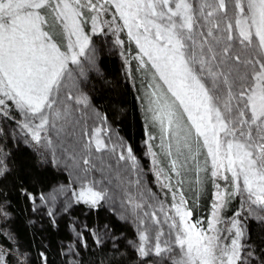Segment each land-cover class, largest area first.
Returning <instances> with one entry per match:
<instances>
[{"label": "snow or ice", "instance_id": "snow-or-ice-1", "mask_svg": "<svg viewBox=\"0 0 264 264\" xmlns=\"http://www.w3.org/2000/svg\"><path fill=\"white\" fill-rule=\"evenodd\" d=\"M110 11L113 21L118 15L135 42L140 70L151 74L147 110L162 134L175 137L171 170L179 177L187 161H198L205 150L211 178L231 183L235 188L227 193L231 197L241 191L242 177L249 198L255 197L252 204L261 208L258 220L264 223V0H0V117L22 115L21 127L37 145L45 139L42 133L59 123L66 141L63 151L83 173L77 174L80 191L74 192L75 202L98 210L112 200L107 187L88 175L98 167L93 149L108 150L100 138L105 129L84 130L80 114L88 115L92 102L81 79L83 69L74 77L69 67L80 66L79 58L86 54L90 66H96V54L86 53L90 37L84 25L91 20L95 32L99 18ZM77 125L80 139L75 138ZM118 147L122 149L118 161L134 171L138 166L132 148L122 142ZM112 152L116 153L115 147ZM167 154L173 155L170 145ZM5 176L0 159V177ZM124 202L139 220L138 241L130 243L141 264H243L241 221H232L228 229L232 238L226 245L213 226L225 203L223 193L217 192L207 232L189 223L192 212L184 209L187 202L181 194L179 204L172 205L180 217L179 226L171 225L176 229L172 243L162 241L163 232L158 230L150 235L152 226L139 215L143 210L158 225L156 213L144 210L154 205L130 194ZM253 214L255 209L249 213ZM7 215L0 200V216ZM173 243L180 249L175 256ZM5 255L0 251V264ZM246 256L253 253L247 251Z\"/></svg>", "mask_w": 264, "mask_h": 264}, {"label": "trees", "instance_id": "trees-1", "mask_svg": "<svg viewBox=\"0 0 264 264\" xmlns=\"http://www.w3.org/2000/svg\"><path fill=\"white\" fill-rule=\"evenodd\" d=\"M84 29L89 37L93 34L109 37L116 49L112 51L103 47L97 51V72L90 66L87 54L79 58L80 66L69 67L74 70V77L83 69L81 79L87 85L92 107L109 126V135L120 144L131 147L140 161V168L148 170L152 180L150 190L158 202L165 201L164 205L158 203L157 208L166 209L174 200V194L175 200H180L183 194L187 202L184 206L192 212L191 222L204 228L213 205L217 203L219 191L224 194L225 201L219 208L221 219L234 216L248 192L241 186L239 193L229 197L227 193L235 192L234 186L223 179L214 181L211 178L210 158L205 163V150L198 161H187L179 177L171 170L170 162L176 152L171 151V157L167 154L166 145L163 147L160 142V126L147 110L146 91L151 74L140 70L136 59L137 46L127 35L118 15L114 21L111 11L101 16L95 32L91 20ZM64 43L67 44L66 39ZM86 53H92V50L88 48ZM22 118V115L18 119L0 117V122H5L4 126L0 124V159L6 169V176L0 177V200L4 201L8 213L6 217L0 216V249L6 253L5 264H141V258L130 243L139 238L140 225L134 220L136 214H120L107 203L98 210L76 203L74 192L80 189L74 188V184L71 188L69 182L73 176L56 163L41 162L31 143L22 140L21 135L9 132L7 125H19V120H24ZM150 135L152 139H149ZM146 143L154 155L155 175L147 162ZM126 171V178L132 182L130 185L135 191L136 169L129 172L126 168ZM225 174L231 178L230 173ZM217 183L220 184L219 190ZM55 187L59 194L51 202L47 195ZM144 188L142 192L147 194ZM64 200L67 202L65 206L72 202L68 211H65ZM49 211L53 212L52 217L48 215ZM138 212L143 214L142 210ZM148 217L144 222L152 226L153 232L149 234L154 235L162 227L163 240L167 228L161 226L157 229ZM240 242L244 250L253 253L250 258L242 256L243 264H252L253 260L255 264H264V223L255 217L247 219Z\"/></svg>", "mask_w": 264, "mask_h": 264}, {"label": "rangeland", "instance_id": "rangeland-1", "mask_svg": "<svg viewBox=\"0 0 264 264\" xmlns=\"http://www.w3.org/2000/svg\"><path fill=\"white\" fill-rule=\"evenodd\" d=\"M114 45L115 43L112 42V39H110L109 37H106L104 35L99 36L97 34H93V36L90 37L89 50H92V53H95L97 55L98 53L97 51L103 47L114 51L116 49V46ZM93 70L96 72L98 71L96 67H94ZM95 114H97V112L95 111L93 107H91V112L88 115H85L83 113L80 114L81 116H83L84 130L91 132L93 128H97V127L105 129V131L101 132L100 138L102 140H105L106 138V144L108 145V150L104 152L96 153L95 150L93 149L92 155L98 167L94 171L90 172L88 175L90 176L91 179L100 181L101 187H105V186L107 187L109 191V195L113 197V199L109 200L107 204H110L111 208H113L114 210H116V212H119L120 214L122 213L125 215H128V214L130 215L132 213L131 209L129 208V205L124 202L126 201L127 196L129 194L135 200L137 199L139 200L141 199V197H143V199L146 200L148 204L154 205L153 207L146 206L144 210H146L149 213H153V212L156 213V218L160 221V223L158 225L155 224V227L157 229H160V227L163 226L164 228H167L166 230H168L166 231V237L163 238L162 241L167 240L170 243H172L175 239L176 229L172 228L171 225L175 223L179 226V222H180V217L176 215L175 209L172 207V205L174 203L179 204L180 200H175V201L172 200L171 205L167 206L166 209L157 208L158 203L159 204L161 203L164 205L165 201L159 200L158 202L156 200V197L150 190V186L152 184V182L150 181L152 180H150L148 176V170L140 168V161L137 159H136V162H137L138 167L136 168V176H135L136 178L134 182V184L136 185V190L135 191L133 190L134 189L132 187L133 185H130L128 182V179L126 178V175H128V172L126 171L125 165L123 164L125 162L118 161L117 159V154L122 150L120 147H118L120 143L118 141H115L114 138H111V136L109 135V131H108L109 126L105 124V121L102 122V119H101L102 117H100L99 114H98V117ZM51 119H52V114H50V120ZM21 122L22 120L20 119L18 122L19 125H12V127L7 125L9 132L13 131L14 134L19 135V136L21 135L22 138L21 137L20 138L22 140L24 139L28 141L29 143H31L35 151L38 152L41 162L52 163L51 161L53 160L57 161L56 163L57 165L62 166L66 170V172L69 173L70 176L71 175L73 176V179L71 180V182H69V184H71V188H72V184H74V188L75 186H77L78 189H80V181L77 178V174L79 173L80 175H83V173L79 172V168L74 167L75 162L72 159H69L68 154L63 151V146L66 144V141L62 139L63 133H60L58 131L59 123H57V127L55 128L49 127L47 131L42 133V136L45 139L42 140L41 144L37 145L35 142L31 140V136L28 134L27 130L21 127ZM4 123L5 122H2V121L0 122V124L3 126L5 125ZM75 138L80 139V126L79 125H77V131H76ZM161 139L162 140L160 142L163 145V147L166 145L167 147L166 149H168V146L170 145L171 151L174 150L173 152H176L175 150H176L177 145H176V140L174 136L169 137L166 134H162ZM46 140H51L52 144L51 145L47 144ZM114 147L116 148V153L112 152V149ZM145 149L147 150V156H148L147 162L149 163V167L152 171V174L154 173L155 175V172H156L155 159H154L153 152L151 151L148 143H146ZM101 176L103 177L102 179H101ZM137 180L140 181L139 184L136 183ZM73 181H76V183H73ZM84 183L86 184L87 181H85ZM240 184L241 186H243V178H241ZM67 187H69V185ZM143 188L146 189L147 194H144L142 192ZM57 191H59L58 188L56 187L53 188V192L50 195H47V198L51 196L55 197L56 195H58L59 193ZM261 195H264V194H261ZM64 199H67V196H65ZM253 199H255L254 196L249 198V194L248 193L246 194V197H244L243 199V204L241 208L239 209V212H240L239 217L232 216L231 218L221 219L220 209H218L217 214H218L219 220L218 222L214 221L213 226L215 229L218 230L216 234H218L221 237L222 245L228 244L230 242V239L232 238L231 236L228 235V229L231 228V224L234 219H238L241 221L240 227L242 230L244 229L247 219L251 217H255L256 219H258V216L261 214V208L258 207V205L256 204H252L251 201ZM52 200L53 199H50L51 202ZM66 204L67 202L64 200L63 205L65 206ZM184 209L187 210L185 206H184ZM253 209H255V214L249 215V213ZM123 210H125L124 211L125 213L123 212ZM157 210H160V211L157 212ZM213 210L208 218L207 225L204 228L197 227V230L203 231V232L208 231L209 221L213 220V216H212ZM139 215L144 221L148 217V216L145 217L141 213H139ZM148 219L152 221L151 218L148 217ZM134 220L139 223V220L137 219L136 215L134 216ZM188 220H189V223H192L190 220V217L188 218ZM162 230L164 229H162L161 227L160 231ZM234 231L235 230H233V232ZM136 241H138V238L136 239ZM242 250L245 251V257H246L247 251L244 250V246ZM0 251L2 250L0 249ZM179 251L180 249L176 247L173 243V252L171 253V255L175 256L177 253H179ZM157 259L158 258H155V260ZM169 263L171 264L170 261Z\"/></svg>", "mask_w": 264, "mask_h": 264}]
</instances>
